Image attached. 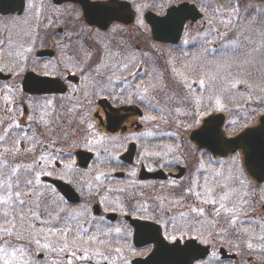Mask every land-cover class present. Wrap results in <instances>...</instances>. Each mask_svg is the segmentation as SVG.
Instances as JSON below:
<instances>
[{
	"label": "flooded vegetation",
	"instance_id": "obj_1",
	"mask_svg": "<svg viewBox=\"0 0 264 264\" xmlns=\"http://www.w3.org/2000/svg\"><path fill=\"white\" fill-rule=\"evenodd\" d=\"M144 1L145 5L140 9L134 0H0V52L3 54L0 56V69H6L0 71V84H2L0 86V109L2 108L0 111V138H2L0 139V196H3V198H0V227L9 229L8 234L0 231V264H31L30 242H23L24 238L28 241L30 239V215L23 220L24 222H21V212L18 209L17 213L11 211V207H9L11 203L15 202L14 191L16 189L38 190V185L41 184L53 191L54 195L46 193L47 196H44V201L47 202L44 208L46 209L48 206L52 212L56 213L53 216L49 214L46 216L53 221L50 228L54 231L57 227L61 228L62 223L74 220H66L64 215L67 212L63 214L61 208L56 206V202L51 203L50 200L54 197H62L65 205L71 209L82 205L85 203V199L80 190L83 191L85 188L80 185L84 182L87 183L85 179L91 181L92 177L101 179L100 183L102 182L105 186L108 185V188L121 191L122 188L131 189L152 183L154 185L157 183L170 184L180 181L190 174L191 179L197 178L198 180L197 186L191 189L193 192L192 197L196 199L192 201L196 204L208 202V197L203 196L210 184L204 183L205 178L208 176L203 171L205 169L194 170V173H190L187 163L186 167L181 163L173 166L171 162L159 165L153 159H142L148 151L150 152L148 154H155L168 145V142H173L166 135L143 136L146 131L140 119L144 116V111L156 115L158 110L151 107L148 102L145 105L138 93L133 94L132 90L131 92L124 91L118 79H115L117 76L122 77L119 75L122 71H117L115 74L107 73L112 74L111 79L117 81V84L112 87L107 86V88L101 89L98 83L93 82V72L91 71L94 66L83 65L77 58L79 55L82 57V52L93 50L94 47L84 46L80 43L78 35H70L67 27L73 24L75 30L82 29V34L86 32L92 36L95 32L106 35L113 28L127 30L132 27L141 29L145 26L150 30L151 40L158 45L167 46L173 51L180 50V47L183 46L185 52L188 50L194 51L195 47H201L203 48V50H200L204 52V59L209 58L218 61L226 58L228 62L232 63L231 67H234L239 62L237 59L247 51H251L250 53L255 52L250 55L251 59L249 60L255 65L251 69L256 70L254 75L250 74V80L253 81L264 79V0H252L251 2L257 5L255 8L249 9H246V0L233 1V11L238 10L237 7L243 8L238 17L244 19L246 23L238 21L237 23L231 22V25H229L228 28H232L233 31L240 28L238 39L241 35V43L239 45H229L225 42L224 44L227 43L228 47H232L228 50H223V43H217L219 40L214 39L222 29L221 22L227 18V12L224 11L226 8L221 7L219 10L220 19L212 17L210 13V10L214 8V3L216 7V5H223L226 0ZM111 2L117 5L129 4L130 8L126 11L120 7L114 8L113 10L116 9V11L115 15L109 19L111 22L106 26L103 25V27L87 22L84 3L111 4ZM183 4L194 6L195 9L194 14L185 16L184 30L180 42L177 45L160 43L154 37L153 24H150L149 20L153 18V15L163 18L170 9ZM204 20L208 22L210 20L212 27L206 32L207 25L204 23L201 28L197 29L199 31L197 32L195 27ZM67 21L72 24L66 25ZM175 26L177 25L171 23L165 27L173 28ZM217 27H220L219 31L216 30ZM191 36L195 38H189ZM235 38L237 39V36ZM134 42H136V39ZM137 47L135 45V49L131 48L130 50L133 53L137 52L139 51L136 50ZM212 50L213 53L210 54ZM129 55L128 58H131L132 54ZM197 56L202 59L200 52ZM135 67L136 72L131 75V82L136 83L150 78L148 76V65H143L140 68L136 65ZM65 68L69 70L66 71ZM137 68L139 70L145 69L146 77L139 74ZM250 72L251 70H249ZM220 83L221 81H216L211 86L212 94L220 95V106L225 105L224 108L226 107L229 110L241 111L237 113L238 122L248 121L243 130L232 132L226 123V114L221 112L224 110L217 108L219 112H212L208 116L223 115L225 117L226 136L234 137L248 127L258 125L261 118L264 117V111L260 113L257 119L254 117V122L248 119L247 115L252 117V115L258 113L256 108L262 109V106H264V86L253 88L248 92H241L237 88L228 89ZM94 90H99V92L95 93ZM196 90L197 88L195 92ZM203 90L205 93L208 92V87L204 85ZM47 102L53 104L54 114L49 120V124L36 120L39 117L37 108ZM207 106V104L200 103L197 108ZM92 108L97 109L93 113L89 111L84 117L80 115ZM73 109L81 111L79 114L80 119H76L77 124L73 118H69L70 115L62 118V111L63 113H69V110ZM210 109L213 110L214 107L210 105ZM208 116L202 119L201 125ZM67 119L68 121H66ZM63 123L75 124L76 126L72 127V131L74 133L79 132L83 139L82 142L87 143L73 151L69 148L65 156L62 148ZM76 128L79 130L75 131ZM72 131H67L68 137L73 134ZM94 136L102 138L99 146L98 144H90ZM126 139H129V141ZM123 140H125V143ZM87 146L92 147L87 149ZM195 153L203 154L206 164L207 159H211L218 164L222 159L237 156L241 159L244 180H249L254 184L256 182L243 166V153L241 151L228 156H215L206 149L196 150ZM101 170L103 172L99 173ZM75 174L78 175L76 179L74 178ZM155 174H158V177L153 176ZM29 181L31 183H28ZM55 182H59L60 185ZM232 185L233 182L230 186ZM256 185L264 187V182H256ZM230 186L222 190L225 200L221 197L216 199L219 206L225 201V204H223L227 209L225 213L229 215L228 217L232 216L228 208L232 209L234 206L232 200L233 189ZM262 190L264 192V189ZM28 197L30 198L31 194ZM76 197L79 198V201H73ZM105 204L107 206L100 202L92 205L93 217L97 219L94 222L92 221V230L101 231L102 234H106L108 239L118 240V244L111 246L115 249L124 250L131 243L132 247H130L137 254L131 259V264L136 258L147 257L155 248L154 244L148 243L141 247L136 245V229L132 223L133 221L157 225L160 227L164 238L170 243L176 241H181L183 244L185 242L186 244L190 243L194 250L192 253L198 256L193 264H236L240 259L237 252L230 253L229 249L222 245L218 247L217 252L213 249L216 247L207 244L205 240L203 241L204 238L201 236L203 233L201 232L192 230L189 234H186V227L180 225L183 222L168 212L165 215L158 214V216H156L157 212L153 211L131 214L122 211L121 208L112 206L109 198L106 199ZM12 207L15 208V204ZM244 208L249 211L247 217H243L245 220L247 218L252 219L249 218V215L251 214L253 217L254 212L264 215V204H262V207H255L251 203L249 207L244 206ZM162 212L165 213V211ZM215 215L217 218L214 219H218L219 222L224 218L221 212ZM233 216L236 217V214ZM8 220L13 221L15 226L19 225L18 230L12 232L11 230L14 228L7 223ZM46 226H48L47 223ZM40 227H43V224ZM154 232L157 233L155 230ZM75 235L72 231L71 238H75ZM183 237L184 239H182ZM200 249H205V252L201 253ZM40 257H43V255ZM248 261L251 262L250 264H264V261L263 263L255 261V259L253 261L252 258H249Z\"/></svg>",
	"mask_w": 264,
	"mask_h": 264
},
{
	"label": "rangeland",
	"instance_id": "obj_2",
	"mask_svg": "<svg viewBox=\"0 0 264 264\" xmlns=\"http://www.w3.org/2000/svg\"><path fill=\"white\" fill-rule=\"evenodd\" d=\"M134 1L140 9L145 5L144 0ZM233 1L235 0H226L223 5H216V7L215 3L212 2L214 3V8L210 10L212 17H218V19H220L219 10L221 7L226 8L224 11L227 12V18L221 22L222 29L220 31V27L216 28L219 34L216 38L214 37V39L219 40L217 43H223V50L232 48L228 47L229 45H239V43H241V35L238 39L240 28H236L234 31L232 28H228L231 22L237 23L239 21L246 23L244 19L238 17V14L241 13L240 11L243 8L237 7L238 10L233 11ZM251 1L252 0H246V9L256 7L257 4L254 5ZM69 23L71 22L67 21L65 24L68 25ZM204 23L207 25L206 32L212 27L210 20L209 22L204 20L199 22L195 27L197 32H199L197 29L201 28ZM67 31L70 35H78L81 41L80 43L84 44V46L94 47L93 50L82 52V57L79 55L77 59H79L83 65L94 66V69L91 71L93 72V82L98 83L101 89L107 88V86L112 87L114 84H117L116 80L111 79L113 75L107 73L115 74L117 71H122L119 74L122 77L117 76L115 79H118L124 91L128 90V92H131L132 90L133 94L138 93L145 105L148 102L151 107L158 110L156 115L144 111V116L140 119L146 131V133H143V136L166 135L170 137L173 142H168V145L155 154H148L150 153L148 151L147 154L143 155L142 159H153L159 165L171 162L173 166L181 163L186 167L187 163L190 173H194V170L205 169L203 171H205L208 176L205 178L204 183L210 184H207L208 187L203 193L205 194L203 196L208 197V202H200L199 204L193 202L196 199L192 197L193 192L191 189L197 186L198 180L197 178L191 179L190 174L185 176L182 180L170 184L157 183L154 185V183H152L142 187H133L131 189L127 187L124 189L122 188L121 191L108 188V185L105 186L102 182L100 183L101 179L98 177H92L90 181L83 176L87 183H81L82 185L80 186L85 188V190L83 189V191H81L79 186L78 189L83 193L84 202L87 205L83 203L71 209L65 205L62 197L58 196V198L54 197V199L50 200L51 203L56 202V206L61 208L63 214L67 212L64 215L66 220H74L72 222L67 221L62 223L61 228L57 227L54 231V229L50 228L53 221L46 216L48 214L53 216L56 215V213L52 212L48 206L46 209L44 208L47 204V202L44 201V196H47L46 193L53 194V191L45 188V186L41 184L38 185V190L35 189L30 191L16 189L17 193L14 195V201L16 202L11 203L9 207H11V211H16L17 213L18 209V211L21 212V222H24L23 220L30 215V239L29 241L25 238L23 240L24 243L30 242V263L131 264V259L137 255L133 248H131V243L128 245L129 247L124 250L115 249L111 246L118 244V240L108 239L106 238V234H102L101 231L92 230V221L94 222L97 220L93 217L92 205L100 202L107 206L105 204L107 198H109L112 206L121 208V210L126 213L140 214L153 211L157 212L156 216H158V214L165 215L167 212L176 216L179 221L183 222V224L181 223L180 225L186 227V234H189L192 230L201 232L203 233L201 234L204 238L203 241L205 240L207 244L216 247L213 249L217 252L219 249L218 247L221 245L228 248L230 253L237 252L240 259L236 264H250L251 262L248 261L249 258H252L253 261L255 259V261L263 263L264 215L259 212H254L253 217L251 214L249 215V218L252 219L247 218L245 220L243 217H247L249 214V211L245 209L244 206L249 207L252 203L255 207H262V204H264V192L262 189H264V187H260L249 180H244V175L241 170V159H239V157L231 156L222 159L218 164L211 159H207L206 164L204 155L195 153L197 148L189 140L191 131L201 125L202 119L204 118L203 114L205 111H200L198 110L199 108H197L200 103L207 104L209 107L210 105L213 106L215 110L213 109L212 111L214 113L219 112L217 108L224 110L221 112L226 114V123L229 125L228 128L232 132L237 130L241 131L244 129L245 125L248 124L246 120L238 122L237 113L241 111H232L226 107L225 109V105L220 106V95H213L211 86L214 85L216 81H221L220 84L225 85L228 89L232 90V88H237V90L241 92H248L253 88L264 86V84H262L264 79L262 78L253 81L250 80L251 75L256 73V70L251 69L255 65L249 61L251 59L250 55L255 52L250 53L251 51H247L237 59L239 62H237L234 67H231L232 63L225 59H220L218 61L209 58L204 59V52L201 51L203 48H201V50L196 49L202 55V59L196 55L197 51L188 50L182 52V58L185 62L183 65V60L177 61V59H175V53H173L169 47L158 45L151 40L150 30L145 26L141 29H139V27H132L127 30L113 28V30L106 33V35L95 32L94 35L90 36L86 32L82 34V29L75 30L72 24L67 27ZM236 36L237 39L235 38ZM189 38L195 37L191 36ZM135 39L136 42H134ZM225 42L229 45L227 43L224 44ZM135 45L138 46L136 50L139 51L133 53L130 49H135ZM212 53L213 50L210 54ZM129 54H132L131 58H128V56H130ZM2 55L3 54L0 52V56ZM133 55L135 56L132 57ZM136 65H138V68L143 65H148V76H150L148 80L143 79L136 83L130 81L131 75L136 72ZM144 70L145 69H138V73L146 77ZM249 70H251L250 73ZM201 81H203V83H201ZM1 85L2 84H0V86ZM204 85L211 89L210 97L204 98ZM196 88L197 91L195 92ZM94 92L98 93L99 90H94ZM198 98H200L202 102ZM188 107L190 108L187 109ZM37 109L39 117H37L36 120L38 122L48 123L54 115L52 110L53 104L49 102L45 105H39ZM96 109L97 108L89 109L83 114L79 109L69 110V113H63L62 111V118L70 115L69 118H73L77 124L78 122L76 119H80V113V115L84 117L89 111L93 113ZM257 109L258 113L252 115V117L247 115L248 119L253 122L255 121L254 117L257 119L260 113L264 111V106H262L263 110L261 108H256V110ZM1 110L2 108L0 111ZM33 110L36 112L35 109ZM68 119L66 121H68ZM79 123L81 122L79 121ZM75 126V124L70 125L69 123H63L62 133L64 138L62 141V148L64 156L67 155L65 153L68 152L69 148L73 151L87 144L85 141L82 142L83 139L79 132L74 133V131H72V127ZM77 130L79 129L76 128L75 131ZM67 131H72L73 134L70 133L71 135L68 137ZM101 140V137L94 136L90 144H98L99 146ZM126 140L129 141V139ZM123 142L125 143V140H123ZM91 147L92 146H87V149ZM101 172L103 171L101 170L99 173ZM77 176L78 175L75 174L74 178L76 179ZM231 181L233 182L232 186H230L232 184ZM229 186L233 189L232 200L234 203L232 209L230 207L228 208V211L232 213L230 217L225 213V208H221L217 205L216 201V199L220 197L223 200L226 199L222 190H225V188ZM17 194L20 195L18 199ZM29 194H31L30 198L28 197ZM0 198H3V196H0ZM214 199L215 201H213ZM21 201H24V203L21 204ZM8 203L10 204V201ZM222 203L225 204V201ZM13 204H15V208L12 207ZM59 208L58 212L60 213ZM162 211H165V213ZM218 212L223 213L224 217L220 222L218 219H214L217 218L215 214ZM234 214H236V217L233 216ZM46 223L48 226H46ZM42 224L43 227H40ZM18 226L19 225H16L11 231L18 230ZM258 228L259 230L257 231ZM72 231L77 235H75V238H71ZM182 239H184V237ZM112 243L114 244L112 245ZM249 245H251V247H249ZM41 255H43V257H40Z\"/></svg>",
	"mask_w": 264,
	"mask_h": 264
},
{
	"label": "water",
	"instance_id": "obj_3",
	"mask_svg": "<svg viewBox=\"0 0 264 264\" xmlns=\"http://www.w3.org/2000/svg\"><path fill=\"white\" fill-rule=\"evenodd\" d=\"M94 5H108V7H93ZM117 7L125 11L130 8L129 4L125 3L121 5L113 2L111 4L84 3L86 20L92 25L106 26L111 22L109 19L115 15ZM114 8H116L115 11L113 10ZM192 14H194L193 9L182 5L171 9L165 18H152L149 22L153 24L154 37L159 41L177 43L181 37L185 16ZM119 19L121 20V18ZM172 20L177 21L173 22ZM171 23L177 26L173 28L165 27ZM223 124V115L210 116L204 120L203 125L199 129L192 132L190 139L200 149H207L215 156H227L241 150L244 155L245 167L249 174L258 182H264V117L261 118L258 126L245 130L235 138H227L225 136ZM160 174L162 175V172ZM153 176L158 177V174ZM55 183L60 185L59 182ZM73 201H78V198L76 197ZM132 223L136 229L135 242L138 247L146 245V243L155 245V249L150 256L146 259H136L133 264H193L198 258L197 255L192 253L194 250L190 243H185L184 245L180 241L174 244L167 243L162 237L160 227L141 221H133ZM199 251L203 253L205 249H200Z\"/></svg>",
	"mask_w": 264,
	"mask_h": 264
},
{
	"label": "snow or ice",
	"instance_id": "obj_4",
	"mask_svg": "<svg viewBox=\"0 0 264 264\" xmlns=\"http://www.w3.org/2000/svg\"><path fill=\"white\" fill-rule=\"evenodd\" d=\"M93 7L106 8V7H108V5H99V6L94 5ZM217 11H218V10H217ZM29 51H30V49H29ZM5 70H6V69H0V71H5ZM65 70L67 71V70H69V69L65 68ZM73 74H74V73H73ZM201 83H203V81H201ZM0 139H2V138H0ZM28 183H31V182L29 181ZM17 195H19V194H17ZM23 203H24V201H21V204H23ZM220 207H221V208H225V205H224L223 203H221V204H220ZM225 210L227 211V209H225ZM201 211H202V210H201ZM5 216H7V214H5ZM7 223H8L9 225H11L13 228L15 227V223H14L13 221L8 220ZM0 231L4 232L5 234H8V233H9V229H8L7 227H0ZM249 247H251V245H249Z\"/></svg>",
	"mask_w": 264,
	"mask_h": 264
},
{
	"label": "trees",
	"instance_id": "obj_5",
	"mask_svg": "<svg viewBox=\"0 0 264 264\" xmlns=\"http://www.w3.org/2000/svg\"><path fill=\"white\" fill-rule=\"evenodd\" d=\"M198 49H201V47H195L194 48V51H197ZM197 54H199V52L197 51L196 52V55ZM226 61H228L226 58H224ZM197 91V90H196ZM210 95H211V89L208 87V92H206L205 93V97L204 98H206V97H210ZM200 99V98H199ZM203 99V98H202ZM200 101H201V99H200ZM202 102V101H201ZM200 111H205V112H208V111H210V107L209 106H207V107H201V109H200Z\"/></svg>",
	"mask_w": 264,
	"mask_h": 264
}]
</instances>
